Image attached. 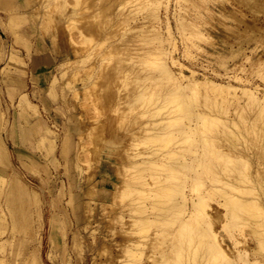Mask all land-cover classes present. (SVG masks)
<instances>
[{"label": "bare ground", "instance_id": "obj_1", "mask_svg": "<svg viewBox=\"0 0 264 264\" xmlns=\"http://www.w3.org/2000/svg\"><path fill=\"white\" fill-rule=\"evenodd\" d=\"M125 1L130 2V0H73L68 10L66 7L69 5L65 7L67 3L65 0H50L46 4L42 1L44 3L41 6V9L48 11V16H44L50 18L49 12H53L51 5L54 4L55 10L60 12L59 15L62 14V18L68 24L71 20L85 18L83 15H88L90 20L86 19L81 23L78 31L83 37L82 43L87 44L96 40L93 46H98V50L103 43L107 44L108 41L105 39L110 40L116 36L112 29L122 26L129 27L130 31L132 25L130 20L133 19L137 23L131 27L135 29L133 32L130 31L134 33L131 38L109 42L104 51L101 49V52H95L98 51L97 47L90 44L93 51L89 48L87 56L94 54L97 61L102 64L94 65L85 75L94 76L97 80L92 82L90 88L84 83L85 91L75 90L72 93L77 98L80 94L85 96L86 92L92 89L91 101L96 109L100 107L97 109L100 113L117 103L119 109L121 108L119 111L121 116L118 114L117 121L121 124L124 118L132 126L127 134L119 137L115 134L116 119L112 117L101 119L99 113L101 120H98V115L96 118L94 115L93 119H96V121L92 119L94 124L91 127L84 125L85 129L82 131L87 132L94 143V156L100 157V149L106 138L105 143L109 141V145L117 147V154L120 155L118 161L122 160L120 161L122 166H117L122 180L118 183L112 182L114 187L110 190V196L123 200L121 206L123 210L115 212L113 217L122 224L123 241L115 244L116 253L111 250L112 244L102 246V251L107 252L105 264H264V88L261 89L258 85L247 87L249 85L220 83L204 75L198 76L194 70L188 75L185 74L182 63L174 55L177 44L172 37L169 19L166 17L163 22L158 15L159 5L163 3L165 6L163 8L167 12L169 0H134L135 9L138 8L142 12V20H146L141 22L138 21V17L133 16L137 10L130 11L133 17H130V14L122 17ZM189 1L175 0L176 9L172 15L176 29L182 32L181 39L187 41L188 48H194L197 43L195 44L193 38L208 40L209 35H203L198 31L197 23L191 18L190 20L186 18L187 4L184 5L182 2ZM196 1H192L193 5L190 4L199 7L204 0ZM230 2L233 7L231 5L232 9H228V12L235 22L234 27L237 31L229 30L231 33L227 37L233 36L231 42L227 41V38L223 41L230 47L229 57L235 58L242 54L249 62V68L241 67L247 73L253 71L254 67L264 69V52L256 51L259 48L257 44L264 47V20L261 21L260 18L264 15V0ZM128 3L126 2L127 5ZM40 5L41 1L34 9L33 5L26 4L24 11L31 16L33 12L41 11ZM119 5L123 7L120 10L117 9ZM116 9L118 11L115 13ZM17 15L16 11L11 13L10 19H17ZM247 15L251 16L248 20L245 19ZM225 19L228 18L224 17L221 20ZM146 22L150 24L146 25ZM163 23L166 35L160 32V24ZM225 28L230 29L229 26ZM189 29L190 33L188 31L185 33ZM142 42L147 45L145 48ZM165 42L169 43L172 50L164 46ZM235 43L237 49L233 48ZM251 44L256 45L251 49V53L254 51L255 54L254 59L245 54L244 45ZM79 51L81 50L78 48L74 52V55L78 54L74 56L78 60L75 61L70 53H66L59 66L76 67L77 62H83L87 58L86 54L80 55ZM224 58L221 56L219 61L221 65L226 62ZM128 61L135 64L137 62L139 65L136 64L137 67H134L133 63L129 62L132 66L128 63L129 68H125L122 63ZM107 66L115 73L109 75L106 72L101 77ZM227 66L225 65L226 73L229 70ZM254 70L256 72V69ZM151 71L155 73L149 75L148 72ZM257 75L264 80V71L259 69ZM127 76L132 81L128 80ZM231 77L237 82L243 81L244 78L238 75ZM123 78L130 81L133 88L130 90L128 86L129 91H126V94L124 92V95L113 96L111 90L114 83L116 84L119 79L123 81ZM56 81L57 79H54L52 83L51 94L56 93L54 89ZM127 81L124 82L126 86L129 84ZM137 109L141 111L133 117L130 116ZM183 119L188 120V123H183ZM212 126L217 128L214 130ZM108 154L115 153L110 150ZM98 157H94L96 162ZM72 163L75 167L76 162L73 160ZM93 186L84 191V199H87L84 206L89 213L88 219L89 217L91 219L93 213L95 215L89 206L91 205L89 197L96 193ZM93 201L101 209H105L108 204L105 197L101 199L97 197ZM210 201H214L216 205L210 204ZM101 214L103 213L98 212L95 215L96 225L99 224L98 218L101 217L98 216ZM227 230L228 240L223 234ZM95 232L96 229L91 234L96 239ZM74 241L81 255L80 243L76 236ZM228 241L231 242L230 245L226 244ZM32 250L26 259L27 264H42L39 245ZM3 262L0 259V264Z\"/></svg>", "mask_w": 264, "mask_h": 264}, {"label": "rangeland", "instance_id": "obj_2", "mask_svg": "<svg viewBox=\"0 0 264 264\" xmlns=\"http://www.w3.org/2000/svg\"><path fill=\"white\" fill-rule=\"evenodd\" d=\"M40 1L39 10L41 11L33 12L31 16H28L24 11L26 4H31L34 8L35 5L36 7L39 5ZM42 1L46 4L50 0H8L7 5L18 12L17 19L14 20L9 17L8 6H0V259L5 262L1 264H27L26 259L29 258L30 251H33L32 249L38 245L42 264H105L107 252L102 251V246L112 244L111 250L116 253L117 247L115 244L123 241L122 224L118 219H113L115 212L123 210V207H121L123 200L122 198L114 199L110 196V190L114 187L112 182L118 183L122 180L117 171V166H122L120 162L122 160L118 161L120 155L117 154V147L109 145V141L105 143L106 138L100 149V157H98L99 155L94 156V143L88 137L87 132L83 133L82 131L85 129L84 125H90L91 127L94 124L93 120L96 121L97 115L98 120L111 119L110 117L115 118L116 121L119 120L121 108L119 109L116 103L117 105L113 104L112 108L107 107L100 113V110H97L100 107L96 109L91 101L90 91L92 89H89L85 96L80 94L76 98L72 94L75 90L85 91V85L90 88L92 82L97 80L94 79V76L86 77L85 75L86 71L88 72L94 65L100 63L94 54L87 56L88 51L90 49V51H93V47L96 46H93L96 40L84 44L82 43L83 37L78 31L81 27L80 24L85 22L86 19L89 21L90 18L88 15H83L85 18L71 20L68 24L62 18V14L59 15L60 12L55 10L54 4L51 3L56 11L49 6L53 11L49 12L51 20L53 19L51 21L49 17H46L48 11L41 9L44 3ZM65 1H67L65 7L69 5L68 8L66 7L68 10L73 0ZM190 1L188 3L182 2L184 5L187 4L186 18L193 19L198 25V31L202 32L203 35H209V39H211L193 38L195 44L197 43L194 48H188L187 41L181 39L182 32L176 29V22L172 15L176 9L175 0L167 1V12L163 8L165 7L164 3L159 5L158 9L159 18L163 22L166 17L169 19L172 37L177 44L174 55L182 63L183 72L188 75L191 70H194L196 75H204L220 83L229 82L236 86L249 85L247 87L258 85L259 88H264V80L257 75L259 69L260 71H264V69L254 67L256 72L253 69L248 73L242 70L241 67L249 68V62L243 58L242 54L230 58L228 54L230 47L223 42L226 38L227 41L231 42L233 36L227 37V35H230L231 31H237L234 27L235 22H233L228 12V9L233 7L230 0H204L199 7L198 5L192 6L194 0ZM126 2L128 3V1L124 2V10L121 7L122 5L117 7L119 10L122 9V17L130 14V17L135 16V18L138 17V21H143L142 12L138 8L135 9L136 1L130 0L133 3L132 5L130 2L127 5ZM117 9L115 13L118 11ZM132 10L138 12L136 11L132 16V12H134ZM130 11L132 12L130 13ZM224 17L228 19L221 20ZM250 17V15H247L245 19L248 20ZM260 18L261 21L264 20V15ZM132 20H130L132 24L130 31L133 32L135 29L133 30L131 27H134L137 23L134 20L133 23ZM39 23H43L44 26L42 27ZM146 23V25L150 24V22ZM222 24L223 26H221ZM224 25L229 26L230 29L226 30ZM120 27L112 29L116 36L113 37V34L111 36L113 39H105L108 41H106V46L103 43L102 47L99 46V50L96 46L97 48H95L98 51L95 52L104 51L111 42L114 43L117 39L123 41L131 38V35L134 34L129 31V27ZM160 27L162 35H166L164 23L160 24ZM240 27L243 28V25ZM187 31L190 33V29L186 30L185 33ZM99 39L98 41L101 40ZM165 43L164 46L168 47V50H172L169 43ZM144 44L142 42L145 48L147 45ZM233 46L234 49H237L236 43ZM246 46L244 45L246 48L245 54L254 59L255 54L254 51L251 53V49L256 45ZM257 46H259L257 52H264L263 45L257 44ZM78 48L81 50L79 51L81 52L80 55L83 54L84 56L86 54V60L80 61L81 64L77 62L80 65L77 67L78 64H76L77 68L75 65L72 66L73 69L67 66L60 67L59 62L62 61L66 53H70L74 60H78L74 57L78 55H74ZM221 56L226 58H224V61H226L224 65L219 62ZM129 62L133 63L134 67L139 65V63L136 62V65L133 61L123 62L122 64L125 68H129V66H132ZM46 65L48 67L44 68ZM225 65H228L227 68L232 70L230 72L228 70L226 73ZM108 66L101 77L106 72L108 74L115 73ZM148 73L152 75L155 72ZM237 75L244 77L243 81L237 82L231 77ZM129 77L132 78L130 75ZM129 77L127 76V79ZM53 79H57L55 94L50 93ZM123 79L125 80V78ZM124 80L120 81L119 79L116 84L114 83V86H116H113L111 90L113 96L124 95V92L126 94L129 88L130 90L133 88V85L131 87L132 83H129L132 79H128L129 82L125 80L127 84L129 83L127 86L124 84ZM141 110L137 109L130 116H135ZM99 113L101 119H99ZM118 114H120L119 117ZM94 115L95 118L93 119ZM122 120L121 124L120 121H117V126L115 125V134L119 137L127 134V131L132 127L126 119L123 118ZM185 120L183 119V123L187 124L188 120ZM71 125L72 129L69 127ZM211 128L215 130L217 126ZM150 145L149 143L148 146ZM63 147L66 148L64 153L62 152ZM110 150L114 151L115 154H108ZM93 156L98 157L97 162ZM73 160L76 162L75 167L72 165L74 164L72 163ZM91 186L96 191L95 194L89 197L91 200L89 206L91 210L93 209L92 213L95 212V215L98 212L103 213L98 216L101 218H98L99 224L97 225L94 221V218H96L94 213L91 215V219L90 217L88 219L89 213L84 206V202L87 200L84 199V191ZM97 197L100 199L105 197L108 203L105 209L97 207V204L93 201ZM210 204L214 205L215 202L210 201ZM94 229H96V239L91 234ZM223 234L228 240V230L227 232L224 231ZM74 236L80 243L81 255L78 253L79 249L74 245ZM226 244L230 245L231 242L228 241ZM99 250L101 251L99 252Z\"/></svg>", "mask_w": 264, "mask_h": 264}, {"label": "crops", "instance_id": "obj_3", "mask_svg": "<svg viewBox=\"0 0 264 264\" xmlns=\"http://www.w3.org/2000/svg\"><path fill=\"white\" fill-rule=\"evenodd\" d=\"M6 2H8V0H0V6H8L7 5V3ZM8 8H9V17H10V14L11 13H13V12H15L13 9H12V7L10 6H8ZM13 11V12H12ZM60 63V62H59ZM48 67V65H46L44 68H47ZM53 81H54V79L52 80V83H53ZM52 83H51V86H50V93H51V88H52ZM56 85V84H55ZM54 85V89H55V91H56V86ZM70 127V126H69ZM71 128V127H70Z\"/></svg>", "mask_w": 264, "mask_h": 264}]
</instances>
